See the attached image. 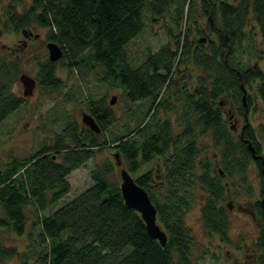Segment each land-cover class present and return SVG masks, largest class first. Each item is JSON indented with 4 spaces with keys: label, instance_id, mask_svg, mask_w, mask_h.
I'll return each mask as SVG.
<instances>
[{
    "label": "trees",
    "instance_id": "16d2710c",
    "mask_svg": "<svg viewBox=\"0 0 264 264\" xmlns=\"http://www.w3.org/2000/svg\"><path fill=\"white\" fill-rule=\"evenodd\" d=\"M17 3L0 7L1 28H46L48 41L62 49L59 67L73 76L79 72L82 80L91 73L99 85L119 88L126 103L138 104L140 114L130 116L138 119L131 125L123 117L126 111L118 116L104 98L87 97L88 114L100 132L65 115L66 125L51 146L8 159L0 170V264L12 257L20 264H194L195 238L185 214L201 199L205 232L228 243V190L235 199L255 197L247 212L262 225L252 252L255 264H264V190L260 183L257 193L250 182L252 167L264 182V124L257 131L244 125L242 136L234 135L221 110L225 97L244 115L241 95L254 84L255 98L264 106V69L257 59L245 67L237 63L249 26L258 30L264 49V0H31L20 12ZM207 15L206 28L194 27L197 17ZM165 17L174 43L133 59L128 44L147 22ZM193 29L206 37L193 39ZM12 58V53L0 54V124L25 102L13 89L20 61ZM180 66L198 71L195 87L182 77ZM57 69L49 58L39 62L37 86L60 90L64 84ZM75 89L81 91L80 86L71 88L67 99L77 101ZM106 129L111 137L99 140ZM110 144L121 165L106 158L90 169L91 185L65 200L70 190L66 177L92 159L98 147ZM122 168L138 173L134 180L156 208L165 246L150 236L140 214L125 205L115 177ZM28 205L34 208L30 217ZM5 229L17 236L27 233L22 251L3 244Z\"/></svg>",
    "mask_w": 264,
    "mask_h": 264
},
{
    "label": "rangeland",
    "instance_id": "374dc122",
    "mask_svg": "<svg viewBox=\"0 0 264 264\" xmlns=\"http://www.w3.org/2000/svg\"><path fill=\"white\" fill-rule=\"evenodd\" d=\"M0 1L6 4L8 0ZM30 3L31 0H20L18 11L20 12L26 9ZM208 19H211L209 15L197 17V22L194 27L206 28ZM169 23L167 17L159 18L156 22H147L143 32L127 46V50L132 55V58L141 59L144 52L148 50L154 51L160 45L168 42L173 44V39H171L170 32L166 27ZM30 27L28 29L35 34H39V37L29 43L27 48H24L22 43L24 37L20 31H7V28H1L0 26V54L12 53V59L18 57L20 61L18 78L13 89L22 97L24 90L19 81V76L24 73L35 78L38 63L48 60L49 55L46 47V44L50 42L47 39V29L35 25ZM182 27L183 25L178 28L175 27V33ZM192 31L191 37L193 39L206 37L205 35L198 34L194 29ZM247 32L248 35L244 44L243 53L239 61H237L238 66L245 67L257 59V62L264 69V49L258 30L254 28L252 31V27L249 26ZM206 41L204 39V42ZM249 47L254 48V50L249 49ZM257 53L259 54L257 55ZM261 56L263 58L262 61ZM60 61V59L56 61L58 66L56 75L62 80L63 87L57 91L48 90L38 87L36 83L33 95L25 97L23 105L0 124V170L4 168L5 163L11 157L25 158L32 155L42 145L51 146L56 137V133L66 125L64 124L65 115H68L69 120H76L81 125L86 126L82 121V117L84 113H90L88 109L89 102L86 100L87 97L92 96L93 99L104 98L105 101L109 102L110 98L115 96L116 101L112 104L113 111L118 116L123 114V110L126 111V115L122 116L126 117L125 119H131V125L134 124V121L138 120L135 119L136 116L134 118L130 117L132 114H140L138 104L126 103L120 96L122 91L119 88L99 85L97 78L91 73L88 74L85 80L81 79L79 72L74 73L73 76L68 69L59 67ZM181 68L182 66L179 69ZM181 73L182 77L186 76L191 81L192 88L197 85L196 79L198 71L194 70L193 67H184L181 69ZM178 78H181V76L179 75ZM76 86H80L81 88V91H78V89L73 90L77 101L67 99L66 95L68 94V90ZM255 88V84L252 88H245L244 102L246 105L243 107L244 115L239 113L238 107L231 103L230 99L225 97L221 99V110L226 121V126L233 130L234 135L240 133L246 123L254 127L256 131L260 124H264V106L255 98ZM241 96L243 97V93ZM247 97L251 98V105L247 104ZM118 128H121V125H118L114 129L117 133L120 132ZM103 134H106L107 137L104 138ZM110 134L112 135L111 130L106 129V131H102V134L100 133L98 135L99 140L110 138ZM261 141L264 146V140L261 139ZM114 145L110 144L111 147H108L110 148L109 150L106 145V147H98L92 159L73 170L66 177L65 180H67L70 190L64 196L65 200L74 198L91 185V168L101 164L108 157L114 162L113 154H115V150L112 148ZM149 167L150 164H147L142 169L146 170ZM154 167L158 172L160 168L159 163L155 162ZM252 169L250 172V182L258 193L260 183L261 190H264V182L262 180L260 182L257 171H252ZM137 175L138 173L131 174V177L135 179ZM115 177L120 182L121 176L119 170L115 172ZM226 184L228 185L229 183ZM228 191L229 193L225 200V203L229 206L228 243L227 241H222L216 235H210L205 232L201 221V199L193 203L192 208L185 214V223L191 228L195 238L193 248L194 264H255V255L252 249L262 222L255 215H250L247 212L250 207V201L255 197H246L243 194L240 199H235L233 197V190ZM197 198L199 199V196ZM48 211L50 210H45V212ZM26 213L29 217L32 216L34 208L28 205ZM28 228L29 226H27V232L29 231ZM26 235L27 233L22 236H17L13 232L5 229L1 232V240L6 246H14L17 250L22 251L27 242ZM3 264H20V261L16 257H12L6 259Z\"/></svg>",
    "mask_w": 264,
    "mask_h": 264
},
{
    "label": "water",
    "instance_id": "95a60500",
    "mask_svg": "<svg viewBox=\"0 0 264 264\" xmlns=\"http://www.w3.org/2000/svg\"><path fill=\"white\" fill-rule=\"evenodd\" d=\"M46 47L48 49V58L52 62H56L59 60L62 56V49L54 42H48L46 44ZM19 81L21 82L23 86V95L28 96L32 95L33 90L36 86V81L34 78L22 73L19 76ZM243 88V86H242ZM245 100V91H243V97L242 101L243 104ZM116 101V97L112 96L110 98V104H114ZM83 123L92 131L98 133L100 132V127L95 121L94 117L88 113H84L82 117ZM246 123L245 125H247ZM244 127V126H243ZM243 127L241 129V136L243 132ZM247 148L251 152V155L254 159H257L259 156L255 155V150L252 146V144L248 141L247 142ZM116 165H121V161L119 159L118 153L113 154ZM264 172V169H263ZM120 192L123 198V201L125 205L129 208L134 209L136 212H138L144 221L145 227L147 232L152 236L153 238L157 239L161 246H165L167 241L166 233L161 229V227L157 223L156 218V208L151 202L148 193L146 190L139 186L135 180L131 177V175L128 173V171L124 168L120 169ZM262 204L264 202V197L262 198Z\"/></svg>",
    "mask_w": 264,
    "mask_h": 264
},
{
    "label": "flooded vegetation",
    "instance_id": "af4514ba",
    "mask_svg": "<svg viewBox=\"0 0 264 264\" xmlns=\"http://www.w3.org/2000/svg\"><path fill=\"white\" fill-rule=\"evenodd\" d=\"M11 2H12V0H8L7 3L5 4V3H3V2L0 1V6H10L11 5ZM14 6H20V3L14 4ZM19 31L21 32V34L24 37V41L22 42L23 45H24V48H27V46H28L29 43H31L34 39H37L39 37V34H35L33 31H31L28 28H24V29H21ZM32 95H33V93H32ZM32 95H28V96H24L23 95V98L30 97Z\"/></svg>",
    "mask_w": 264,
    "mask_h": 264
}]
</instances>
